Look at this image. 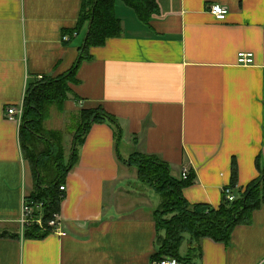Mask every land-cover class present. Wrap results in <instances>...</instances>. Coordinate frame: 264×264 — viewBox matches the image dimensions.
Returning a JSON list of instances; mask_svg holds the SVG:
<instances>
[{
	"label": "crops",
	"instance_id": "obj_1",
	"mask_svg": "<svg viewBox=\"0 0 264 264\" xmlns=\"http://www.w3.org/2000/svg\"><path fill=\"white\" fill-rule=\"evenodd\" d=\"M156 4L145 25L116 1L122 36L90 49L63 108L50 111L45 125L63 133L68 159L67 129L83 108L102 107L121 136L109 123L90 129L64 184L63 233L36 240L21 235L23 198L35 183L6 110L40 78L71 70L88 26L69 34L81 0H0V233L18 235L0 237V264H153L161 200L157 207L154 192L139 189L137 170L124 163L132 154L159 158L179 180L188 169L191 205L218 208L226 188L241 195L264 172V0ZM213 5L229 11L224 21L209 13ZM240 54L253 63L239 65ZM198 248L195 264H264V206L228 244L203 239Z\"/></svg>",
	"mask_w": 264,
	"mask_h": 264
},
{
	"label": "trees",
	"instance_id": "obj_2",
	"mask_svg": "<svg viewBox=\"0 0 264 264\" xmlns=\"http://www.w3.org/2000/svg\"><path fill=\"white\" fill-rule=\"evenodd\" d=\"M82 7L74 34L88 26L89 34L80 49V58L69 72L57 78L44 77L29 85L24 100V116L20 127V143L23 155L28 162L34 190L29 201L43 203V225L26 228L25 239L41 240L51 235L49 222L61 212L64 186L68 173L78 162V150L83 145L90 129L96 124L109 123L121 130L117 119L102 107L83 108L78 117L71 121L67 133H74V146L70 158L66 159L63 146V133L48 130L46 122L50 111L63 108L71 93L70 84H78L76 79L80 64L91 60L90 49L104 46L109 39L123 34L120 20L115 14L117 0H81ZM133 9L138 19L149 25L157 9L156 0H120ZM125 164L137 170L139 182L156 192L161 203L154 212L157 226V253L153 261L166 258L176 259L179 264H195L199 252L198 244L203 239L228 244L233 231L238 226L249 225L253 214L264 206V172L249 184L233 202L223 198L220 206L191 205L184 197L183 190L190 186L193 177L187 180L171 176L170 166L155 156L141 153L132 154ZM0 237L16 238L12 232H2ZM188 240V241H187ZM188 242L186 254H181L182 245Z\"/></svg>",
	"mask_w": 264,
	"mask_h": 264
},
{
	"label": "built area",
	"instance_id": "obj_3",
	"mask_svg": "<svg viewBox=\"0 0 264 264\" xmlns=\"http://www.w3.org/2000/svg\"><path fill=\"white\" fill-rule=\"evenodd\" d=\"M209 13L215 17L217 21H224L227 18L229 11L219 5H213L209 8ZM65 41H68L69 38L65 37ZM253 56L252 54H240L238 64L241 66H249L253 63ZM42 79V78H40ZM24 116V102L17 105L8 107L6 110V119L9 122L16 123L19 128L21 127L22 120ZM189 178V170L183 169L181 174V179L187 180ZM61 192H63V196L67 190L66 186H62ZM224 197L227 201L233 202L237 196L234 195V192L231 188H226L224 191ZM43 210L44 204L43 203H33L29 201V196H25L22 202V214L20 218V228H21V235H24L25 229L37 225L43 229H45L43 225ZM61 225V215L55 214L53 219L49 222L48 228L52 230V234L56 233H63L60 231ZM153 264H179L176 259L173 258H166L161 261H155Z\"/></svg>",
	"mask_w": 264,
	"mask_h": 264
},
{
	"label": "rangeland",
	"instance_id": "obj_4",
	"mask_svg": "<svg viewBox=\"0 0 264 264\" xmlns=\"http://www.w3.org/2000/svg\"><path fill=\"white\" fill-rule=\"evenodd\" d=\"M54 108H55V107H54ZM54 108L51 109V112H52V110H56V109H54ZM52 116H53V113H52ZM51 118H52V117H51ZM52 120H53V119H52ZM54 120H55V119H54ZM65 124H66V123H65ZM49 125H50L51 128H52L53 126H54V127H57L55 124H53V126H52V123H50ZM49 125H48V126H49ZM63 125H64V124H63ZM63 125H62V128H63ZM69 125H70V124H68L67 127H68ZM64 132H65V130H64ZM64 135H65V134H64ZM70 136H72L73 139H74V133H71ZM73 141H74V140H73ZM66 159L68 160V157H66ZM139 189H140L141 191H148V192H151V193L154 192V191H152V189H150L149 187L143 185L142 183H139ZM153 195H154V200L156 201V205H157V207H158V205H159L161 199H160L159 195H158L156 192H154ZM186 249H187V246H186V244L184 243V244L182 245V247H181V254L184 255V253L186 252Z\"/></svg>",
	"mask_w": 264,
	"mask_h": 264
},
{
	"label": "water",
	"instance_id": "obj_5",
	"mask_svg": "<svg viewBox=\"0 0 264 264\" xmlns=\"http://www.w3.org/2000/svg\"><path fill=\"white\" fill-rule=\"evenodd\" d=\"M88 34H89V31L87 32V36H88ZM87 36H86V39H87Z\"/></svg>",
	"mask_w": 264,
	"mask_h": 264
}]
</instances>
